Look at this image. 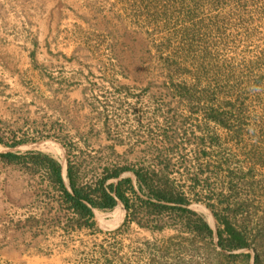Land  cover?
Masks as SVG:
<instances>
[{
  "label": "rangeland",
  "instance_id": "1",
  "mask_svg": "<svg viewBox=\"0 0 264 264\" xmlns=\"http://www.w3.org/2000/svg\"><path fill=\"white\" fill-rule=\"evenodd\" d=\"M154 2L0 0V137L10 144L24 141L16 147L0 143V153H49L63 164L65 176L70 159L92 179L103 166L152 165L155 147H171L166 137L171 136L172 176L192 198L190 207L216 233L214 209L234 217L252 236L251 246L229 252L218 246L217 234L214 241L203 240L136 223L110 234L126 218L123 204L95 211L102 232H67L51 219L55 212L46 205L42 174L0 162V264H264L263 128L253 125L255 137L252 126L246 127L236 140L216 123L192 116L190 105L169 104L155 44L169 42L165 56L201 58L183 50L187 16L178 12L166 23ZM240 29L235 41L214 51L215 60L244 66L252 58L260 35L245 40ZM146 31L153 34L150 41ZM186 61L183 68H194ZM191 76L174 78L192 83ZM257 96L253 92L244 107L248 124L262 116ZM199 125L219 139L205 145V155L196 145ZM127 176L136 182L134 174ZM101 244L112 261H106Z\"/></svg>",
  "mask_w": 264,
  "mask_h": 264
},
{
  "label": "trees",
  "instance_id": "2",
  "mask_svg": "<svg viewBox=\"0 0 264 264\" xmlns=\"http://www.w3.org/2000/svg\"><path fill=\"white\" fill-rule=\"evenodd\" d=\"M154 1L155 8L159 7L157 15L166 23L178 12L187 16L188 26L183 39L189 38V41L184 44L186 48L183 50L187 56L199 53L201 58L197 55L195 60L187 62L181 56H165L169 42L155 44L157 53L154 59L160 61L162 72L166 73L163 86L167 89L165 93L169 104L190 105L192 116L201 115L207 122L216 123L233 139H242L246 127L249 129L251 126L250 131L257 137V129L253 125L258 124L264 131V0ZM202 11L215 15L202 18ZM240 28L246 31L245 40L260 35L255 38L258 46L252 58L244 59V66L242 63L234 65L215 60L214 51L220 45L226 48L225 46L235 41L236 31ZM144 33L150 41L153 34L149 31ZM185 61L186 64L192 63L194 68H183ZM184 72L192 75V83L186 80L175 81L174 75ZM253 92L258 93L256 101L262 107V116L255 117L253 124H248L245 122L248 116L244 113V107ZM198 127L202 135L197 136L196 145L198 153L205 155L208 153L205 145L208 143L214 146L219 139L201 125ZM166 137L167 144L171 147L156 146L157 155L152 165L103 166L102 171L92 179L85 177L81 163H74L70 159L65 176L63 164L51 154L41 151L1 152L0 162L20 166L32 175L42 174L43 185L46 184L45 192L50 198L46 205L50 212H55L51 219L67 232H102L96 225L95 211H113L119 204H123L126 218L120 227L108 232L110 234H121L130 229L132 223H136L142 228L158 232L173 228L179 232L194 234L203 240L214 241L217 234L218 246L229 252L249 248L252 236L234 217L214 209L218 220L216 233L205 218L190 207L192 198L172 176L174 164L169 153L176 140L168 135ZM23 142L10 144L0 137V143L10 147ZM257 154L262 156L259 152ZM125 172L134 174L136 182L130 176L123 177ZM193 175L194 182H200V173ZM218 200L222 199L218 197ZM100 246L104 249L105 256L109 255L105 245ZM113 253L116 257L114 259L123 261V257ZM107 259L112 261L110 255L106 256V261Z\"/></svg>",
  "mask_w": 264,
  "mask_h": 264
}]
</instances>
